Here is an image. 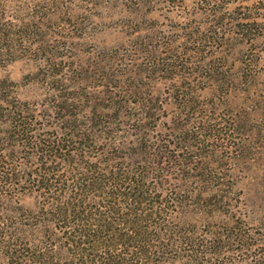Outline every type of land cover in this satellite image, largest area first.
<instances>
[{
    "label": "rangeland",
    "instance_id": "374dc122",
    "mask_svg": "<svg viewBox=\"0 0 264 264\" xmlns=\"http://www.w3.org/2000/svg\"><path fill=\"white\" fill-rule=\"evenodd\" d=\"M0 47V264L58 198L79 204L86 160L136 180L141 203L113 200L148 231L219 232L215 264L264 258V0H0Z\"/></svg>",
    "mask_w": 264,
    "mask_h": 264
},
{
    "label": "trees",
    "instance_id": "16d2710c",
    "mask_svg": "<svg viewBox=\"0 0 264 264\" xmlns=\"http://www.w3.org/2000/svg\"><path fill=\"white\" fill-rule=\"evenodd\" d=\"M3 48L5 49L0 47V55ZM16 127L22 129L23 125L19 123ZM80 139L79 133L74 131L71 135L63 136V140L55 141V146L65 152L61 159H64V156H71L74 159V156L78 155V145L68 147V144L79 142L82 146ZM79 166L82 171H77L78 174L75 180L71 181L70 187V190H74L73 194L79 198V204L72 203V198L70 202L58 198L57 204L49 209L50 212L45 211L48 221L56 223L43 222L41 233L37 237L26 235L24 243L14 240L8 242L9 255L14 258L15 264H215L214 259L219 254L218 251L225 246L224 235L214 231L201 232L193 225L179 229L165 226L161 229L164 225H159L158 222H155L151 231H148L147 226H139V223L143 222L141 217L131 218L138 214L135 210L133 213L125 212L121 207H117L118 203L113 200L116 197H126L133 203H141L142 191L136 180L138 191L130 192L126 189L131 178L124 177L119 183L118 168L107 178V175L99 171L100 168L95 162L86 160ZM0 167L3 168V165ZM105 172L107 173V169ZM35 178L43 179V176L39 174L35 175ZM0 181L5 182V178L2 177ZM106 182L113 184L114 189L102 191L103 193L98 196L100 199L112 198L108 200L109 203L104 199L107 204L101 205L103 208L83 205V201L86 200L84 191L88 189L87 187L93 185L95 189H102ZM81 207L83 208L80 209ZM120 211L124 217H119ZM120 218L121 221H115ZM64 219L71 220L60 225ZM156 227L161 231H154ZM60 228L63 231L57 236ZM226 236L228 240L234 241L229 235ZM246 239V234H240L236 239L239 250L257 246V243H247ZM5 256L7 257V253ZM263 261L264 258H261L258 264ZM232 263L235 264L234 261L230 264Z\"/></svg>",
    "mask_w": 264,
    "mask_h": 264
}]
</instances>
